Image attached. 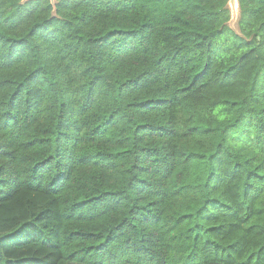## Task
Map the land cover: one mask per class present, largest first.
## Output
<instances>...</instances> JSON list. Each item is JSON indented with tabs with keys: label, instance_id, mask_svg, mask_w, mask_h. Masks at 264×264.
<instances>
[{
	"label": "trees",
	"instance_id": "trees-1",
	"mask_svg": "<svg viewBox=\"0 0 264 264\" xmlns=\"http://www.w3.org/2000/svg\"><path fill=\"white\" fill-rule=\"evenodd\" d=\"M0 0V264H264V0Z\"/></svg>",
	"mask_w": 264,
	"mask_h": 264
},
{
	"label": "rangeland",
	"instance_id": "rangeland-1",
	"mask_svg": "<svg viewBox=\"0 0 264 264\" xmlns=\"http://www.w3.org/2000/svg\"><path fill=\"white\" fill-rule=\"evenodd\" d=\"M237 6V5H236ZM229 7H230V10L232 11V18H231V21H230V24L229 26L232 28V29H236V20H237V14H238V9L234 8V5L233 4H229Z\"/></svg>",
	"mask_w": 264,
	"mask_h": 264
},
{
	"label": "water",
	"instance_id": "water-1",
	"mask_svg": "<svg viewBox=\"0 0 264 264\" xmlns=\"http://www.w3.org/2000/svg\"><path fill=\"white\" fill-rule=\"evenodd\" d=\"M51 1H54V0H51ZM235 3H236V5H237L236 0H229V4H233V5L235 6Z\"/></svg>",
	"mask_w": 264,
	"mask_h": 264
},
{
	"label": "bare ground",
	"instance_id": "bare-ground-1",
	"mask_svg": "<svg viewBox=\"0 0 264 264\" xmlns=\"http://www.w3.org/2000/svg\"><path fill=\"white\" fill-rule=\"evenodd\" d=\"M234 8H236V9H237L236 3H235V6H234Z\"/></svg>",
	"mask_w": 264,
	"mask_h": 264
}]
</instances>
